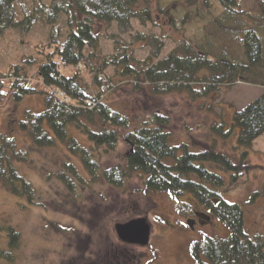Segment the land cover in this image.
Listing matches in <instances>:
<instances>
[{
	"label": "trees",
	"instance_id": "obj_1",
	"mask_svg": "<svg viewBox=\"0 0 264 264\" xmlns=\"http://www.w3.org/2000/svg\"><path fill=\"white\" fill-rule=\"evenodd\" d=\"M19 1L0 0V40L9 28L28 29L39 21L54 28L56 24L61 26L62 17L67 27L65 38L52 31L51 40L41 45L42 61L33 79L44 86L30 81L24 64H16L7 73H0V94L5 81L10 83L16 99L26 94H44V110L40 113L28 111L22 127L28 130L35 146L47 148L61 144L72 155L63 163L67 173L59 174L62 185L74 195L80 187L91 190L101 182L121 188L137 177L148 191L175 195V206L183 214L197 217L199 211L206 216L219 217L228 225L229 236L205 237L191 244L196 264H264V237L250 236L246 232L242 205L227 201L224 196L252 167L248 151L245 150L238 161L217 149L218 141H212V137L208 142L213 143L193 149L187 142L171 144L170 138L175 135L171 130V116L159 111L142 119L129 131L133 125L131 118L106 101V95L124 83L155 96L185 91L193 99L205 98L213 91L240 81L259 83L256 77L259 81L261 71L258 69L264 66V36L261 34L264 0H254L257 11L242 8L240 0H219L223 12L215 20L222 30L229 32L233 41H238V50L234 47L230 52L224 44L219 46L209 39L205 43L183 40L164 55L161 38L137 33L132 47L123 46L116 36V47L125 51L111 58L102 56V37L113 25L125 34L132 29L134 19L141 22L151 19L148 1L33 0L32 9L26 13L22 11L24 16L17 19L21 14L17 10ZM197 1L186 0V5L197 7ZM141 2L145 5L141 6ZM225 21L235 25L226 26ZM145 45L150 46L151 54L140 60L133 55V50ZM58 62L72 66L73 71L64 73ZM80 63L91 74V82L82 76V70L77 67ZM108 65L115 67L120 79L101 77ZM46 85L64 91L72 103L62 101L48 91ZM103 86L106 89H102ZM231 121L230 128H226L224 121L213 122L211 126L226 137L236 130L237 144L251 146L264 133V93L245 108L235 111ZM122 129L128 131L123 134ZM121 139L129 145L123 162L102 166L101 157L116 151ZM74 155L79 156L86 174H81L83 169L76 164ZM32 161L29 152L18 146L15 137L0 130V183L10 193L26 196L29 202L35 203L39 202V192L18 166V163ZM227 172L232 176L230 186H226L224 173ZM186 195L193 198L194 203L183 200ZM9 229L12 246L16 247L19 233L12 226ZM2 254L14 259L11 252ZM99 256V260H95L97 264L101 260H104L102 264H127L122 252L112 255L106 251Z\"/></svg>",
	"mask_w": 264,
	"mask_h": 264
},
{
	"label": "rangeland",
	"instance_id": "obj_2",
	"mask_svg": "<svg viewBox=\"0 0 264 264\" xmlns=\"http://www.w3.org/2000/svg\"><path fill=\"white\" fill-rule=\"evenodd\" d=\"M146 1L152 10L151 19L144 22L134 19L132 29L125 34L117 29V25L110 27L100 42L103 57L111 58L125 51L116 47V36L123 46L132 47L137 33L161 38L164 41V55L181 45L183 40L205 43L209 39L219 46L224 44L230 52L234 47V50L239 49L238 41H233L229 32L222 30L215 20L223 12L219 0H198L197 7L187 6L186 0ZM255 1L240 0L242 8L257 11ZM143 5L144 2H141ZM32 6L33 0H20L17 10L21 14L17 19L24 16L22 11L26 13ZM64 22L65 19L61 17V26L56 24L54 28L41 21L28 29L19 26L9 28L0 40V73H7L16 64H24L30 81L43 86L33 79V73L42 61L41 45L51 40L52 31L65 38L67 27ZM223 24L235 25L230 21ZM261 34L264 36V29ZM150 54L148 45L133 50V55L140 60ZM62 70L71 73L73 67L67 66ZM258 71H261L259 81L256 77L259 83L240 81L213 91L205 98L193 99L185 91L155 96L124 83L108 93L106 101L131 118L133 125L129 131L142 119L159 111L171 116V130L175 133L170 138L171 144L187 142L193 149L207 143L212 137V141H218L215 145L217 149L238 161L247 150L252 167L232 186L229 185L231 174L224 173L226 186H230L224 196L227 201L242 205L246 232L250 236L264 237V133L251 146L240 147L237 144L238 131L234 130L226 137L215 132L211 126L213 122L224 121L226 128H230L233 113L264 93V66ZM82 76L87 82L92 81L91 74L85 68H82ZM108 76L116 81L120 79L113 65H108L104 75H101L104 80ZM102 89H106V86ZM44 107V94H26L16 99L10 90V83L5 81L0 94V130L15 137L18 146L29 152L33 161L18 163V166L36 186L40 199L31 203L26 196L14 195L0 183V264H97L95 260H99V255L106 251L112 255L122 252L127 264H196L191 251L194 241L205 237L229 236L230 228L216 216L206 223L198 222L195 227H190L188 218L197 217L178 210L175 195L148 191L137 177L121 188L101 182L93 185L91 190L80 187L72 195L59 178L60 173H67L63 163L72 155L61 144L47 148L35 146L28 130L22 127L28 111L40 113ZM128 130L122 129L121 132L125 134ZM128 151L129 145L121 139L116 151L101 157V165L123 162ZM74 160L83 169L81 174L85 173L79 156L74 155ZM182 199L194 203L188 195ZM137 218H144L151 227L146 245L128 243L117 235L116 224ZM11 226L19 233L16 247L12 246ZM4 251L11 252L14 259L3 255ZM102 262L104 260L100 264Z\"/></svg>",
	"mask_w": 264,
	"mask_h": 264
},
{
	"label": "water",
	"instance_id": "obj_3",
	"mask_svg": "<svg viewBox=\"0 0 264 264\" xmlns=\"http://www.w3.org/2000/svg\"><path fill=\"white\" fill-rule=\"evenodd\" d=\"M192 226V222L189 221ZM151 227L144 218L132 219L126 223L116 224V232L121 240L128 243L146 245L150 239Z\"/></svg>",
	"mask_w": 264,
	"mask_h": 264
},
{
	"label": "flooded vegetation",
	"instance_id": "obj_4",
	"mask_svg": "<svg viewBox=\"0 0 264 264\" xmlns=\"http://www.w3.org/2000/svg\"><path fill=\"white\" fill-rule=\"evenodd\" d=\"M196 213H197V218H193V221H192L193 227H195L196 223L198 222L206 223L209 221L206 215L201 214V212L199 211H197Z\"/></svg>",
	"mask_w": 264,
	"mask_h": 264
},
{
	"label": "built area",
	"instance_id": "obj_5",
	"mask_svg": "<svg viewBox=\"0 0 264 264\" xmlns=\"http://www.w3.org/2000/svg\"><path fill=\"white\" fill-rule=\"evenodd\" d=\"M58 95L63 99L65 100L66 102L69 101V99L62 93V92H58Z\"/></svg>",
	"mask_w": 264,
	"mask_h": 264
}]
</instances>
